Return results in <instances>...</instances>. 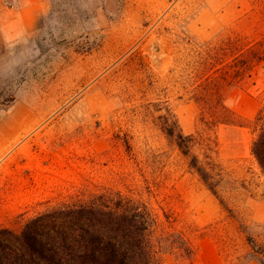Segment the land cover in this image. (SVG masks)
Segmentation results:
<instances>
[{"label": "rangeland", "instance_id": "374dc122", "mask_svg": "<svg viewBox=\"0 0 264 264\" xmlns=\"http://www.w3.org/2000/svg\"><path fill=\"white\" fill-rule=\"evenodd\" d=\"M234 31L264 39V0H0V228L134 189L175 209L197 264H262L169 134L206 131L223 165L259 171L264 62L227 98L242 124L209 129L195 97L203 44ZM230 201L264 222L262 195Z\"/></svg>", "mask_w": 264, "mask_h": 264}, {"label": "trees", "instance_id": "16d2710c", "mask_svg": "<svg viewBox=\"0 0 264 264\" xmlns=\"http://www.w3.org/2000/svg\"><path fill=\"white\" fill-rule=\"evenodd\" d=\"M199 57L204 72L195 97L201 120L209 129L242 124L227 98L232 91L244 90L264 62V39L222 33L203 44ZM252 123V153L259 171L252 169L246 176L217 159L206 131L186 135L177 132L176 122L169 134L188 157L189 167L238 222L248 254L264 264V222L244 219L230 204L245 195L264 197V105ZM196 142L205 149L203 159L194 151ZM167 206L160 204L161 213L144 194L114 188L88 200L63 203L30 218L21 230L1 227L0 264H170L172 258L177 264H197V247L187 229L178 228L175 209Z\"/></svg>", "mask_w": 264, "mask_h": 264}]
</instances>
